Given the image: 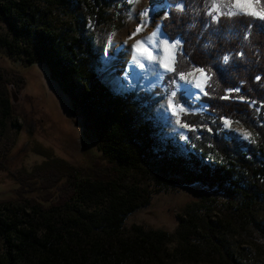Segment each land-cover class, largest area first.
<instances>
[{
    "label": "trees",
    "instance_id": "1",
    "mask_svg": "<svg viewBox=\"0 0 264 264\" xmlns=\"http://www.w3.org/2000/svg\"><path fill=\"white\" fill-rule=\"evenodd\" d=\"M168 3L162 31L180 39L189 65L210 77L204 98L213 113L241 122L252 143L214 134L187 147L163 133L149 96L115 92L102 82L86 23L98 27L122 17L130 8L125 0H0V52L47 69L100 156L76 167L36 151L45 156L42 164L11 172L8 150H0V173L10 171L19 185L15 198L0 200V264H238L226 226L204 204L187 205L175 233L125 228L157 190L198 184L223 196L234 215L248 217L264 197V20L245 15L214 22L205 0ZM179 3L183 11L175 8ZM0 99L11 117L8 93ZM204 210L205 217L198 213Z\"/></svg>",
    "mask_w": 264,
    "mask_h": 264
},
{
    "label": "rangeland",
    "instance_id": "2",
    "mask_svg": "<svg viewBox=\"0 0 264 264\" xmlns=\"http://www.w3.org/2000/svg\"><path fill=\"white\" fill-rule=\"evenodd\" d=\"M125 2L130 8L122 17L115 14L108 24L98 27L88 20L86 23L94 35L97 72L102 82L112 90L115 89V92H136L149 96L148 101L153 103L149 110L163 133L176 138L187 147L196 148L202 141L207 143L214 134L226 138L229 134H234L241 142L252 143L243 136L244 131L251 135L252 132L241 125V122L227 119L232 121V124L226 127L225 119H219L206 103L204 92L210 79L204 83V78H201L204 92L180 79V73L187 74L196 68L191 67L182 56L180 39L174 72H165L158 63H150L142 58L141 62L145 64L143 69L133 62V45L149 36L155 29L159 28L161 31L159 39L173 42L162 31V21L168 16L170 5L168 0ZM181 4H176L175 8ZM259 6H264V0H261ZM146 9L147 18L143 15ZM138 25L144 27L138 34L133 35ZM2 27L0 24V28ZM150 47L158 58L163 56L158 43ZM157 72L162 75L158 77ZM185 85L187 87H182ZM173 91L177 93L174 98L177 115H174L168 106V99ZM6 92L11 102L12 115L5 117L0 101V150H8L6 163L11 172L21 169L30 171L36 165L42 164L46 160L45 156L36 151H44L76 167H88L100 158L94 136L83 127V119L73 114L70 100L51 79L47 69L39 64L26 67L19 60L0 52V95H5ZM181 107L184 111H180ZM243 149L245 152L250 151L246 147ZM10 171L0 173V200L15 198V190L19 187L16 180L10 176ZM193 203L209 207L212 210L209 216L213 221L220 220L226 226V244L231 248L238 264H264V234L259 229L264 228V197L253 216L248 217L244 214L234 215L233 210L226 209L223 196L198 184L157 190L151 205L130 215L125 222V228L129 229L136 224L175 233L180 214L187 205ZM198 213L206 216V210ZM175 247L176 243H172L167 249L172 251ZM220 262L215 260L168 264Z\"/></svg>",
    "mask_w": 264,
    "mask_h": 264
},
{
    "label": "snow or ice",
    "instance_id": "3",
    "mask_svg": "<svg viewBox=\"0 0 264 264\" xmlns=\"http://www.w3.org/2000/svg\"><path fill=\"white\" fill-rule=\"evenodd\" d=\"M128 2L133 3L135 0H128ZM260 4L261 0H205L207 15L210 16L213 21H219L222 16L234 17L241 15L252 16L253 18L264 20V6L258 7ZM177 8L179 11L184 10L182 4L178 5ZM143 15L146 18L148 17L147 9L143 12ZM143 27L144 25H138L136 33H133V35L138 34ZM160 36L161 31L159 28H157L143 40L136 41V43L133 45L134 51L132 60L141 69L145 67V64L141 62L142 58L149 61L150 63H158L159 66L165 70V72H174L176 70V52L180 48L181 41L176 39L170 43L167 39H159ZM157 43L163 52V56L159 58L153 53L152 47H150L152 45H156ZM224 59L227 61L228 56H225ZM197 73H199V76H197ZM156 75L159 77L162 74L157 72ZM179 75L181 80L193 84V86L198 88L201 92H204V84H202L201 78H204V83L210 79L203 68H194L187 74L180 73ZM256 79L259 80L260 78L257 77ZM173 83H175V81H173ZM182 87H187V85ZM234 91L238 92L239 89H235ZM176 94L177 93L173 91L168 99V106L170 109H172L174 115H177L176 105L174 104V98L176 97ZM204 94L207 95L206 92H204ZM223 98L228 99L229 97L225 96ZM240 99H243V97ZM180 111H184L183 107L180 108ZM176 122L179 124V119H177ZM224 124L226 127H230L232 121L225 119ZM182 127H187V125H182ZM243 136L245 139L252 141L251 133L244 131Z\"/></svg>",
    "mask_w": 264,
    "mask_h": 264
}]
</instances>
